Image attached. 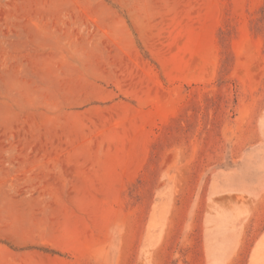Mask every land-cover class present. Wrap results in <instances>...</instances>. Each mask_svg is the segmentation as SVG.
<instances>
[{"label": "rangeland", "instance_id": "rangeland-1", "mask_svg": "<svg viewBox=\"0 0 264 264\" xmlns=\"http://www.w3.org/2000/svg\"><path fill=\"white\" fill-rule=\"evenodd\" d=\"M0 264H264V0H0Z\"/></svg>", "mask_w": 264, "mask_h": 264}]
</instances>
